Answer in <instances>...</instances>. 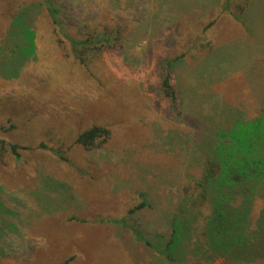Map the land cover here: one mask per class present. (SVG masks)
Returning <instances> with one entry per match:
<instances>
[{"label": "rangeland", "instance_id": "obj_1", "mask_svg": "<svg viewBox=\"0 0 264 264\" xmlns=\"http://www.w3.org/2000/svg\"><path fill=\"white\" fill-rule=\"evenodd\" d=\"M43 2L0 0V264H170L137 236L164 248L174 218L175 264H264V136L257 182L224 186L240 211L218 233L201 188L231 148L220 131L264 127V0H50L57 23ZM94 23L113 36L84 64L65 35ZM93 125L108 136L88 149ZM208 237L246 247L227 260Z\"/></svg>", "mask_w": 264, "mask_h": 264}, {"label": "trees", "instance_id": "obj_2", "mask_svg": "<svg viewBox=\"0 0 264 264\" xmlns=\"http://www.w3.org/2000/svg\"><path fill=\"white\" fill-rule=\"evenodd\" d=\"M43 4L45 5V9L47 11V15L52 23H57V20L55 19V10L51 7L50 0H43ZM17 23H19V28H23V35L25 36V41L31 43L33 38V33L27 28V25L19 22L20 18L17 17L15 19ZM88 32L87 35L84 38L81 39H75L73 37H69L68 35H65L68 41L72 44V51L75 59H77L79 62L88 64L91 62V57L88 56V52L90 50H94L95 53L99 54L101 53L105 48L106 45L100 44L95 47H90V45L96 44V43H103L109 40L108 36H113V31L107 29L105 26L104 28L100 26L99 23H94L92 25H88ZM116 37V36H114ZM180 57V56H179ZM179 57H175L174 60H169L166 63V70L163 75L162 81H161V87L163 90V94L167 97H169L172 102L177 101V95L175 93V89L173 86V75L171 72V68L173 66L174 61L179 59ZM233 131H220L217 135L226 137L227 139H232L231 142V148L229 149V153H225V148H228V144L226 146H223V144L219 143L214 148V157L216 159V170L213 172L208 173L204 176V178L201 181V188H202V197L205 198L212 206H214V211L211 213L210 216L207 218V225L206 228L212 226V221L215 222V226H213L216 233H218L220 229V225H224L222 218L225 217V214L228 215L229 212H239L238 207H232V206H224L222 204L223 199L227 196L222 195L226 192L228 193L229 199H231L232 191L238 192L237 190H228L223 191L226 185L228 188H231L234 185H239L241 182L245 181L246 179L252 183H256L257 179L255 178L258 171L262 170L263 160L260 158V152L257 149V145L259 146L258 142V136L257 135H263L264 136V127L260 130H257L258 134L254 132V135L252 134L253 129H238L234 128ZM229 132L231 134H229ZM230 136H228L227 134ZM108 136V130L100 125H93L90 128L85 129L84 131L80 132L76 137V142L78 144H81L85 148H92L96 145V141L98 139H101L102 141H105ZM256 136V137H255ZM224 140V139H223ZM222 141V140H220ZM244 141V142H242ZM15 145H11L12 152H15ZM243 153V154H242ZM250 156V161H247L245 158V155ZM228 155H235L236 158H234V161L229 160L227 163L225 160H223V157ZM259 156V158H258ZM219 167V168H218ZM218 168V171H217ZM247 182V181H245ZM199 184V183H198ZM200 185V184H199ZM214 191L218 192L215 193ZM251 202V199L246 198L243 200V204L240 206V209L242 210L243 214L246 215L248 213L249 207L243 206L244 204H248ZM229 216V215H228ZM243 217V215H241ZM220 217V218H219ZM217 218V219H216ZM244 218V217H243ZM177 218H174L172 220V230L169 235V240L166 242L165 247L161 248L157 244L151 243L149 240L140 238L138 239L143 242L146 246L150 247L157 255L161 256L163 259H165L170 264H175L176 262V256H177V250L179 249L180 244L182 243V237H179L181 233H183L185 230V223L182 221V223H179L177 221ZM221 220V222H220ZM232 223L234 225L236 222ZM240 222V221H239ZM244 225L246 224V220L241 222ZM229 225V224H228ZM233 230L235 231V228L233 226ZM138 234L137 232H135ZM209 240H211V246L213 250H216V252L220 256L226 255L227 260H233L236 261L238 257H240L241 254L239 253V250L242 251V249L245 246V244H242L241 237H225L224 241H217V237H208ZM243 241H246L247 239L242 237ZM252 241H249L247 246H251ZM264 249V247H262ZM239 261V260H238Z\"/></svg>", "mask_w": 264, "mask_h": 264}]
</instances>
